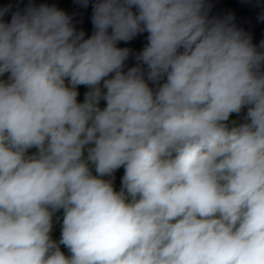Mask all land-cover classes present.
Segmentation results:
<instances>
[{"label": "clouds", "instance_id": "9594fccd", "mask_svg": "<svg viewBox=\"0 0 264 264\" xmlns=\"http://www.w3.org/2000/svg\"><path fill=\"white\" fill-rule=\"evenodd\" d=\"M73 3L87 39L55 4L0 7V264H264V40L212 0Z\"/></svg>", "mask_w": 264, "mask_h": 264}, {"label": "water", "instance_id": "95a60500", "mask_svg": "<svg viewBox=\"0 0 264 264\" xmlns=\"http://www.w3.org/2000/svg\"><path fill=\"white\" fill-rule=\"evenodd\" d=\"M39 4H55L57 8L65 11L68 15L73 16V22L77 30H83L85 32V39L89 38L93 33V25L91 23L92 7L91 5L87 9L79 8L73 3V0H34ZM9 3L13 4L12 11H16L15 5L19 3L20 8L27 5L28 0H0V7L7 6ZM213 8L211 15L224 16L229 13L235 16V23L238 28L248 32L252 36V42L255 45H259L260 41L264 40V22L257 20V15L260 9L254 7L252 4L243 2V0H212ZM135 10V9H133ZM11 14L6 15L4 20L10 22ZM111 31V30H110ZM147 33L135 38L134 40L124 43L120 42L118 47H128L133 50V53L142 50L146 43L145 37ZM127 67L135 66L134 58H130L126 61ZM127 68L125 69V71ZM152 85H150L151 87Z\"/></svg>", "mask_w": 264, "mask_h": 264}, {"label": "built area", "instance_id": "2783aa9c", "mask_svg": "<svg viewBox=\"0 0 264 264\" xmlns=\"http://www.w3.org/2000/svg\"><path fill=\"white\" fill-rule=\"evenodd\" d=\"M105 106H106V102L104 104H100L101 108ZM244 112H246V109H244ZM233 121H236L237 124L243 123L244 122L243 113L241 115H235V118L233 119ZM93 174H95L94 170H93ZM121 182H122L121 176L118 173V171H116L113 177V186L117 192L120 191L121 189ZM62 222H63V210H60L57 213H55V215L53 216V229L51 232V238L53 239V241L57 243L59 242L61 238ZM60 250L65 254V256L71 255L69 250L63 245H60Z\"/></svg>", "mask_w": 264, "mask_h": 264}, {"label": "crops", "instance_id": "0c3cea01", "mask_svg": "<svg viewBox=\"0 0 264 264\" xmlns=\"http://www.w3.org/2000/svg\"><path fill=\"white\" fill-rule=\"evenodd\" d=\"M0 79H4V80H7V76H6V74L3 76V77H0ZM78 92H79V96H78V101L79 102H83V98H84V96H82L83 95V93L85 92V91H80L79 90V86H78ZM86 93V92H85ZM102 104V103H101ZM36 152V149H29L28 150V155H31V154H33V153H35ZM118 171V173L120 174V176H121V179H122V177H123V175H124V169H123V167H121L120 169H118L117 170Z\"/></svg>", "mask_w": 264, "mask_h": 264}, {"label": "rangeland", "instance_id": "374dc122", "mask_svg": "<svg viewBox=\"0 0 264 264\" xmlns=\"http://www.w3.org/2000/svg\"><path fill=\"white\" fill-rule=\"evenodd\" d=\"M8 75H9V74H6L7 78H8ZM79 90H80V91H86V92L88 91V89H87L86 86H79ZM83 99H84V98H83ZM102 102H103V101H102ZM102 102H101V103H102ZM235 115H236V114H232V116L230 117V121H229L230 126H231V121H233V119L235 118Z\"/></svg>", "mask_w": 264, "mask_h": 264}, {"label": "trees", "instance_id": "16d2710c", "mask_svg": "<svg viewBox=\"0 0 264 264\" xmlns=\"http://www.w3.org/2000/svg\"><path fill=\"white\" fill-rule=\"evenodd\" d=\"M85 92H86V91H85ZM85 92L83 93V95H82V96H84Z\"/></svg>", "mask_w": 264, "mask_h": 264}]
</instances>
